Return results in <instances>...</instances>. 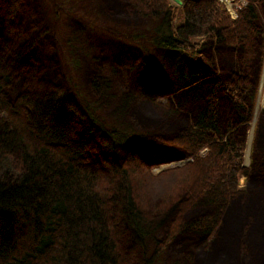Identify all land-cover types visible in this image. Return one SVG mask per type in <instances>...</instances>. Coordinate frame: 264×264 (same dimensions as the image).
Masks as SVG:
<instances>
[{"label":"trees","instance_id":"16d2710c","mask_svg":"<svg viewBox=\"0 0 264 264\" xmlns=\"http://www.w3.org/2000/svg\"><path fill=\"white\" fill-rule=\"evenodd\" d=\"M107 2L116 12L147 20L152 51L139 42V54L156 74L168 77L171 70L176 78L166 82L178 92L171 100L176 97L177 107L165 110L174 114L190 103L184 111L194 119L166 117L165 128L186 126L171 138L157 137L154 130L109 123L71 87L47 86L35 75L33 57L28 64L38 44L31 40L33 9L0 0V264H159L171 241L183 251L172 264H264V177L251 196L240 194L239 180L250 167L244 165L246 135L234 130V122H250L257 96L264 0L240 4L237 16L222 0H184L178 7L170 0ZM219 60L235 72L226 78ZM92 75L90 89L114 103L120 118L159 119L154 105H137L136 94L121 97L103 74ZM221 98L232 103L231 117L222 119ZM100 143L111 179L100 163L89 161ZM170 146L193 158L187 166L193 173L178 183L182 193L153 205L140 194L134 164L149 172L142 162ZM258 149L263 158L264 137ZM117 222L126 229L122 236ZM214 232L212 245L195 252L196 238Z\"/></svg>","mask_w":264,"mask_h":264},{"label":"rangeland","instance_id":"374dc122","mask_svg":"<svg viewBox=\"0 0 264 264\" xmlns=\"http://www.w3.org/2000/svg\"><path fill=\"white\" fill-rule=\"evenodd\" d=\"M20 2L22 6L26 4L33 9V21L36 24V32L34 31L31 40L36 39L38 44L37 48L32 50L28 64L32 65L33 57L36 66L34 67L36 68L34 71L35 75L41 81L46 82L47 86L52 87L57 84L66 88L71 87L73 93L75 92L82 102L95 103L94 109L97 110L96 113L108 120L109 123L116 125L121 121L125 127V124L129 123L134 130L144 133L154 130L158 133L157 137L171 138L181 127L186 126V121L190 123L192 118L194 119L189 110L184 111L187 106L185 107L183 104L179 112L174 114L167 112L170 111L168 109L177 107L173 104L176 102V97H174L175 101L173 103H171V100L173 95L176 96L178 92H172V86L167 83H176V78L171 70H168V77H161V75L156 74V71L146 64V57L142 58V54H139V42L146 45L148 51H152L148 42L150 41V34L146 31L147 20L139 14L128 13L127 10L121 11L122 13L116 12L108 7L107 0H20ZM170 2L174 7L182 6L175 0H170ZM225 4L234 16L235 9L232 1H227ZM4 34L3 31L0 32L1 38ZM153 52H155L158 59H162L163 53L158 52L157 49H154ZM124 56H131L132 59H126L127 57ZM114 61L116 65L111 64ZM219 61V68H223L226 78L229 77L232 74H230L231 70L236 68L227 61ZM93 73L103 74L115 94L121 97L126 94H136L134 102L137 105H154L157 110H160L155 112L159 119L144 121L132 114L127 116L122 114L125 117L124 119L120 118L121 115L114 114V103L112 105V102L95 94L92 88L90 89V78L94 77ZM263 73L264 57L260 59L257 73V83L254 89L257 96L255 103L252 100L254 108L251 120L246 125L241 122H234V130H237L238 135L241 137L246 135V157L248 156L250 138L253 134L248 152V166L250 169L239 180V186L242 189L240 194L246 196L253 194L258 180L264 177V157L262 158L260 149L256 150V147L258 148L262 144L264 137V113H262L264 108H259L258 112L256 110L260 91L264 90ZM225 82L226 80H223L224 86L227 85ZM148 91H152V94L146 99L143 94ZM155 101L159 106L154 104ZM221 101L223 102V107H225L221 116L223 117L222 119H225L226 116H230V110L233 111L231 109L232 103L228 102V98L226 100L221 98ZM164 106H167L168 109L165 110ZM191 106L192 104L189 103L187 109L191 108ZM166 117L167 120L185 119L186 121L180 123L174 129H168L165 128L161 121ZM149 141L153 143L151 139ZM101 145L100 143L96 144L95 147L92 146V154L89 161L91 163L95 161L100 163V167L105 171L104 178L111 179L113 172L109 165L103 163L105 151L99 148ZM95 150H97V153ZM169 150L157 152V154L152 155L148 162H142L144 165L148 164L151 166L149 172L145 171L140 165L134 164L139 170L137 176L139 179L137 178L136 182L137 184L141 183L140 194L146 197L150 204L153 205L160 204L162 199L168 195L182 193L183 190L182 188L179 189L180 185L178 183L193 173V169L187 167L193 161V158L188 157L182 148L170 146ZM204 151L206 149L200 153L203 154ZM116 228L120 230V236L125 234L124 231L126 229H124L121 222L120 224L117 222ZM162 230H160L159 237L160 239H165L166 231ZM216 235L214 232L212 235L207 236L206 239L196 238L193 243L196 248L194 251L201 252L204 248L211 246ZM182 238L178 239L181 240ZM174 245H176V242L171 241L163 250L162 255L158 258L159 264H172L175 259L183 258L181 246L175 247Z\"/></svg>","mask_w":264,"mask_h":264},{"label":"bare ground","instance_id":"6f19581e","mask_svg":"<svg viewBox=\"0 0 264 264\" xmlns=\"http://www.w3.org/2000/svg\"><path fill=\"white\" fill-rule=\"evenodd\" d=\"M224 3L227 2L228 0H222ZM259 108H264V90L260 91V96H259V103L258 106H256V110L258 112ZM97 153V150H96ZM160 154V153H158Z\"/></svg>","mask_w":264,"mask_h":264},{"label":"water","instance_id":"95a60500","mask_svg":"<svg viewBox=\"0 0 264 264\" xmlns=\"http://www.w3.org/2000/svg\"><path fill=\"white\" fill-rule=\"evenodd\" d=\"M178 4H180V5H183L184 4V0H175ZM260 95V94H259ZM258 103H259V101H258ZM258 103H257V105L256 106H258ZM253 135V134H252ZM252 135H251V138H250V142H249V147H248V151H247V154H248V156L246 157V162H248L249 161V150H250V146H251V139H252Z\"/></svg>","mask_w":264,"mask_h":264}]
</instances>
